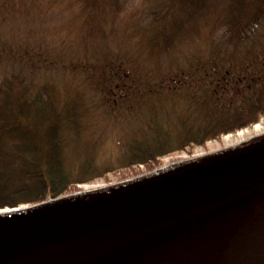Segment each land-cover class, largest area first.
<instances>
[{"label": "trees", "instance_id": "obj_1", "mask_svg": "<svg viewBox=\"0 0 264 264\" xmlns=\"http://www.w3.org/2000/svg\"><path fill=\"white\" fill-rule=\"evenodd\" d=\"M124 105L145 112L119 166L75 151L86 116ZM260 116L264 0H0V207L153 169Z\"/></svg>", "mask_w": 264, "mask_h": 264}, {"label": "water", "instance_id": "obj_2", "mask_svg": "<svg viewBox=\"0 0 264 264\" xmlns=\"http://www.w3.org/2000/svg\"><path fill=\"white\" fill-rule=\"evenodd\" d=\"M0 264H264V138L0 216Z\"/></svg>", "mask_w": 264, "mask_h": 264}, {"label": "rangeland", "instance_id": "obj_3", "mask_svg": "<svg viewBox=\"0 0 264 264\" xmlns=\"http://www.w3.org/2000/svg\"><path fill=\"white\" fill-rule=\"evenodd\" d=\"M119 42H126V40L123 39ZM165 92L167 91H163L162 94L166 95ZM167 102L168 101H163L162 104L154 107H158L160 110H164L165 112V110L167 109L165 105L169 103ZM176 105H180V102L174 101V106ZM127 109V106L124 105L115 106L112 109L111 114H106V111L101 107L98 108L94 113L90 111L89 113L92 114H89L84 120L81 121V124L83 126L81 133L82 135L79 138L77 137V139L75 140L77 142L74 141L73 148L75 149V151H79L81 148L87 147L89 151L94 150L93 152L98 154L96 157L97 162H107L110 164V166H119L123 149V146H121V142L131 134L132 129L136 126L137 122L141 121V115L145 112L143 109H141V111H129ZM170 113L171 112L169 111V109L165 112V114ZM165 114L162 112V115ZM262 133H264V116H260L259 119L254 123L240 127L231 132L222 133L219 136V140H207L205 146L195 147L193 153L189 154L182 150L180 152L165 155L161 159V165L150 170H154L169 162L181 160L183 158H187L196 154H203L205 152L221 149L230 146L231 144L233 145L236 142H243ZM121 171L122 170L109 171L106 174L109 178V181H106L103 177H99L89 182H81L77 185L81 187V189H84L85 187H93L100 186L102 184L120 182L145 173L147 172V169H145L142 164L134 165L132 166V169L130 168L127 177L124 178L119 177V172ZM131 172H133V174Z\"/></svg>", "mask_w": 264, "mask_h": 264}, {"label": "bare ground", "instance_id": "obj_4", "mask_svg": "<svg viewBox=\"0 0 264 264\" xmlns=\"http://www.w3.org/2000/svg\"><path fill=\"white\" fill-rule=\"evenodd\" d=\"M264 138V133L262 134H258L250 139H247L245 141H240V142H236L233 145L231 144L230 146L221 148V149H217L214 151H210V152H205V153H200V154H196L187 158H183L181 160H176L173 162H169L167 164H164L154 170H150L147 171L145 173H142L138 176L126 179L124 181H120V182H115V183H108V184H102L100 186H93V187H85L84 189H82L79 192H75V193H70V194H66L57 198H53L47 201H43L40 203H22L19 204L17 206L14 207H3L0 208V216H4V215H13V214H17L20 212H24L27 210H36V209H43V208H51L55 205H59V204H63L66 202H69L71 200H76V199H80L84 196L87 195H93L96 194L97 192H102L105 190H109V189H114V188H119L122 185L128 184V183H134L136 181H142V180H147L155 175H158L162 172H165L167 170L173 169V168H178L181 166H184L186 164L192 163V162H196L199 161L201 159H204L206 157H209L211 155H216V154H220L223 152H228L229 150H233L235 148H238L242 145H245L247 143H250L251 141L257 140V139H261Z\"/></svg>", "mask_w": 264, "mask_h": 264}]
</instances>
